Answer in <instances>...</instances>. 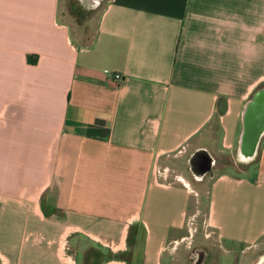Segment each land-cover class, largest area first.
<instances>
[{
	"label": "crops",
	"instance_id": "obj_1",
	"mask_svg": "<svg viewBox=\"0 0 264 264\" xmlns=\"http://www.w3.org/2000/svg\"><path fill=\"white\" fill-rule=\"evenodd\" d=\"M258 87L264 0H106L87 30L63 0H0V264H188V171L207 234L258 264ZM206 155L228 169L197 178Z\"/></svg>",
	"mask_w": 264,
	"mask_h": 264
},
{
	"label": "rangeland",
	"instance_id": "obj_2",
	"mask_svg": "<svg viewBox=\"0 0 264 264\" xmlns=\"http://www.w3.org/2000/svg\"><path fill=\"white\" fill-rule=\"evenodd\" d=\"M106 0H102L100 4L95 8H84L81 6L78 0H63L65 5V11L75 22V25L80 29H92L97 15L99 14L101 7L105 3ZM225 160L227 157L224 158ZM228 160V159H227ZM226 160V161H227ZM218 160L216 164L213 166L216 172L227 170L228 166H222V162ZM229 161V160H228ZM185 163V162H184ZM239 162H236L238 164ZM230 164L234 165L233 162ZM260 165L262 163L260 162ZM240 166V165H239ZM178 169L177 167H174ZM188 168V164H187ZM238 168V167H237ZM179 170V169H178ZM213 170V169H212ZM191 189L193 190V197L190 201L191 213L189 214V225H192L196 230H193V236H190L181 242L186 251H182L185 257L187 258L188 264H248L250 259L249 257H245L243 254L239 258V253H226L223 248L219 245V243L212 237V235H208L205 229V214L207 207V189L209 185V181H202L201 185L195 177L187 172ZM205 179L208 178V174L204 176ZM174 180V175L170 178V181ZM168 182V181H167ZM198 193L197 196H195ZM180 246L179 248H181ZM208 252V253H207ZM246 260V262H245ZM197 261V262H196ZM258 262V260H257Z\"/></svg>",
	"mask_w": 264,
	"mask_h": 264
},
{
	"label": "water",
	"instance_id": "obj_3",
	"mask_svg": "<svg viewBox=\"0 0 264 264\" xmlns=\"http://www.w3.org/2000/svg\"><path fill=\"white\" fill-rule=\"evenodd\" d=\"M78 1L84 8L91 9L97 7L102 0ZM242 126L238 157L241 160L250 161L255 157L259 141L264 133V87H258L246 102L242 114ZM203 160V166L196 172L197 178L203 177L212 169V157L206 155Z\"/></svg>",
	"mask_w": 264,
	"mask_h": 264
},
{
	"label": "flooded vegetation",
	"instance_id": "obj_4",
	"mask_svg": "<svg viewBox=\"0 0 264 264\" xmlns=\"http://www.w3.org/2000/svg\"><path fill=\"white\" fill-rule=\"evenodd\" d=\"M203 162H204V160L198 159L194 166H196V168L198 169L199 167L203 166ZM258 264H264V256L262 258H260V260L258 259Z\"/></svg>",
	"mask_w": 264,
	"mask_h": 264
},
{
	"label": "built area",
	"instance_id": "obj_5",
	"mask_svg": "<svg viewBox=\"0 0 264 264\" xmlns=\"http://www.w3.org/2000/svg\"><path fill=\"white\" fill-rule=\"evenodd\" d=\"M113 76L117 80H123L124 79L123 75L121 73H118V72L113 73Z\"/></svg>",
	"mask_w": 264,
	"mask_h": 264
}]
</instances>
